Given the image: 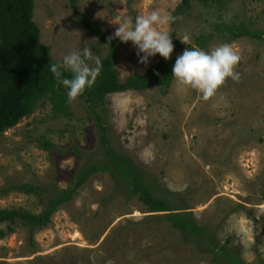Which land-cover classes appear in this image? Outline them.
Returning <instances> with one entry per match:
<instances>
[{
    "label": "rangeland",
    "instance_id": "374dc122",
    "mask_svg": "<svg viewBox=\"0 0 264 264\" xmlns=\"http://www.w3.org/2000/svg\"><path fill=\"white\" fill-rule=\"evenodd\" d=\"M103 32L114 35L124 18L160 10L174 17L183 0H78ZM35 21L57 60L87 45L94 56L104 43L76 17L70 0H35ZM264 31V0H224L192 5L165 30L174 43L171 59L205 36L204 50L228 43L241 56L239 81L230 78L208 99L174 81L169 86L112 94L95 110L80 97L71 116L56 115L48 101L0 135V187L33 183L49 192L68 188L78 171L107 160L105 141L147 172L172 208L192 212L205 237H189L149 212L108 171L93 174L51 223L35 232L21 224L0 237V264H214L213 246L256 264L264 258V38L233 39L228 26ZM186 41V43L182 42ZM143 55V54H141ZM157 54L140 63L132 42L118 47L120 79L143 74ZM100 115H98V114ZM101 116V121L99 119ZM59 149L46 150L38 138ZM77 144L82 158L67 153ZM0 193V208L41 213L50 193ZM8 230V224H0Z\"/></svg>",
    "mask_w": 264,
    "mask_h": 264
},
{
    "label": "trees",
    "instance_id": "16d2710c",
    "mask_svg": "<svg viewBox=\"0 0 264 264\" xmlns=\"http://www.w3.org/2000/svg\"><path fill=\"white\" fill-rule=\"evenodd\" d=\"M193 0H183L174 17L177 19L191 5ZM203 3H221L224 0H199ZM76 17L88 30L106 46L107 54L102 59L103 70L93 88L80 96L92 109H96L108 96L126 90H146L152 86H169L173 81L172 67L177 58L154 62L151 69L143 74L129 76L125 81L120 79L117 70L118 47L122 43L118 38L99 29L97 23L88 18L81 10L78 0H70ZM35 0H0V135L17 126L24 118L32 115L39 107L49 101L56 115L71 116V105L67 90L59 83L50 71L53 63L59 62L52 48L44 44L41 28L35 21ZM233 39L244 36L263 39L264 31L252 32L243 25L228 26ZM205 36L198 39L197 46L205 48ZM179 45V41H174ZM65 75H68L65 73ZM98 114V113H97ZM100 115V114H98ZM101 121V116H99ZM38 143L46 150L59 149L46 138H38ZM107 160L100 163L84 165L77 173L72 184L57 192H49V187L33 183L10 184L0 187V193L7 195L12 191H20L29 195L41 196L50 193L46 208L41 213H34L23 208H0V224H8V230H0L4 238L12 233L14 226L21 224L29 230L33 243L37 230L48 226L53 215L63 205L71 202L90 177L100 171H108L118 185H123L132 195L137 196L149 209V212H167L166 217L172 226L189 237H205L206 228L197 223L192 212L176 211L170 200L158 195L153 181L147 172L131 159L130 156L111 148L105 141ZM67 153L82 158L77 144L69 147ZM214 264H252L241 256L232 253L229 245H219L212 238ZM256 264H264V258Z\"/></svg>",
    "mask_w": 264,
    "mask_h": 264
},
{
    "label": "clouds",
    "instance_id": "9594fccd",
    "mask_svg": "<svg viewBox=\"0 0 264 264\" xmlns=\"http://www.w3.org/2000/svg\"><path fill=\"white\" fill-rule=\"evenodd\" d=\"M173 21L174 17L160 10L140 14L135 19L126 17L120 23H116L119 26L114 35L108 38V45L115 38L124 43L132 42L137 49L140 63L145 65L150 57L157 54L169 60L175 45L171 32L165 30V25H170ZM240 61L241 56L228 43L208 51L199 47H187L177 57L172 67V76L178 85L195 89L204 99H208L215 95L229 78L239 81L240 73L236 71V67ZM102 70V58L94 56L87 45L79 51H71L50 66V71L67 90L70 102L93 88Z\"/></svg>",
    "mask_w": 264,
    "mask_h": 264
}]
</instances>
